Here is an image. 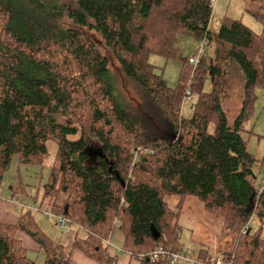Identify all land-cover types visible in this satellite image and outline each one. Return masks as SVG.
Masks as SVG:
<instances>
[{"label": "trees", "instance_id": "obj_1", "mask_svg": "<svg viewBox=\"0 0 264 264\" xmlns=\"http://www.w3.org/2000/svg\"><path fill=\"white\" fill-rule=\"evenodd\" d=\"M211 13V0H0V181L13 158L42 166L54 144L41 204L85 232L72 250L96 264H120L105 243L115 230L126 264H169L138 256L183 250L178 220L189 197L233 238L222 264H264V240L249 228L253 215L264 218V188L254 189L259 160L244 136L264 90V11L250 13L260 34L228 17L211 32ZM178 36L212 53L206 66L183 64L170 88L149 56L174 60ZM112 64L136 89L130 100ZM186 90L196 98L188 118ZM225 98L239 103L231 123ZM97 149L104 157L92 155ZM19 234L44 253L43 264H75L30 210L0 222V264H36ZM209 253L200 248L196 261L207 263Z\"/></svg>", "mask_w": 264, "mask_h": 264}, {"label": "rangeland", "instance_id": "obj_2", "mask_svg": "<svg viewBox=\"0 0 264 264\" xmlns=\"http://www.w3.org/2000/svg\"><path fill=\"white\" fill-rule=\"evenodd\" d=\"M263 7V8H262ZM262 8V9H261ZM256 10L264 11V0H216L212 8L211 18L208 24V30L216 32L226 17L240 20L248 26L255 34L261 33V24L250 15ZM96 40V39H95ZM98 43V42H97ZM100 44V51L103 55L110 57V53ZM177 50L176 58L172 61H165L162 57L156 55L149 56V62L156 68L155 72L161 74L170 88H174L178 82L179 72L183 64H187V59L195 57L199 48H203L204 55L200 58L199 66H206L208 57L212 53V47L198 42L192 37L178 36L175 40ZM188 65V64H187ZM112 70L117 77L116 82L119 90L125 100H130L135 96L136 89L127 81H123L116 67L112 64ZM204 90H209V81L207 80ZM233 98V97H232ZM195 96L190 99H183L181 104V115L188 118L192 112V105L195 102ZM223 107L227 115V120L231 123L236 116L239 108L238 99L225 98ZM247 150L257 160L258 167L254 169V189L261 192L264 188V90L256 91V99L253 104L251 113L245 124ZM78 138V135L72 139ZM55 156V146L52 143L48 145V156L42 166L35 165H19L17 159L13 158L7 170L3 174L0 181V202H8L11 198H15L19 206L15 209L6 210L19 216L30 210L42 231L52 240L62 242L65 248H69L73 238L77 235L79 238L85 237V232L77 230L74 225H68L70 231L66 236V231L59 229L55 225L53 217H44L41 211L42 190L47 180L49 170L53 164ZM176 198H170L168 203L173 209L176 204ZM26 206H24V205ZM35 209V210H33ZM180 226L179 242L183 249L191 252V259H195L196 253L200 248H208L209 255L218 258V262L222 264V258L219 256L221 252L229 250L232 241L228 237L221 236L222 219L206 212L203 204L193 197H189L180 211L178 220ZM249 228L251 233L258 231L260 237L264 240V218L260 221L257 216L253 215L249 220ZM22 244L28 249L27 255L36 264H43L44 253L41 250H33L29 248L32 241L27 237H21ZM28 241V242H26ZM110 245L115 249L114 255H117L122 264H126L125 256L122 254L123 235L119 230H115L110 238ZM74 257V262H75ZM76 264V262H75ZM130 264H136L134 260ZM176 264H192L191 262L178 261Z\"/></svg>", "mask_w": 264, "mask_h": 264}, {"label": "built area", "instance_id": "obj_3", "mask_svg": "<svg viewBox=\"0 0 264 264\" xmlns=\"http://www.w3.org/2000/svg\"><path fill=\"white\" fill-rule=\"evenodd\" d=\"M215 2L216 0H211V8H213V5L215 4ZM202 55H204V50L203 48H199L195 57H190L187 59V64L193 67L199 66L200 58ZM190 96H192V92L189 90H186L185 96L183 99L189 100ZM10 202L15 206L17 205L19 206V203L15 198H11ZM36 211H41L44 217H53L55 219L56 226L59 229L66 231V233L70 232L67 229V226L69 225L68 220L62 214L54 213L52 209L48 206H42L41 210H36ZM105 243L108 246L109 251L111 253H114L115 249L111 247L110 241L105 242ZM190 256H191V252L188 249H183L182 251L177 252V253H170V252L164 251L161 247H158L155 250L149 252L148 254L139 255L138 259L153 261L158 258H161L162 260H167L169 264H176L180 260L184 262H191L192 264H219L218 258L212 255H209V259L207 263L196 261V259L192 260Z\"/></svg>", "mask_w": 264, "mask_h": 264}, {"label": "crops", "instance_id": "obj_4", "mask_svg": "<svg viewBox=\"0 0 264 264\" xmlns=\"http://www.w3.org/2000/svg\"><path fill=\"white\" fill-rule=\"evenodd\" d=\"M11 209L14 210L15 207H14V205L10 201H9V203L8 202H0V222L10 223V224L16 223V221L18 220V217L15 214H12L11 212L6 211V210L12 211ZM22 236L24 238L26 237V236H24L22 234H19V238L20 239H21ZM228 238L233 243V238L232 237H228ZM26 242H28V241H26ZM62 243H63V241H62ZM231 246H232V244H231ZM29 248H31L33 250H36L37 249V247L34 244L33 245H30ZM65 250L67 252L71 253V257H72L73 260H74V257H75L76 264H96L95 262H93V261L85 258L82 254L78 253L77 251L72 250V243H71L70 247L69 248H65ZM229 251H230V249L229 250H226L225 253H227ZM121 261L122 260H120V264H122Z\"/></svg>", "mask_w": 264, "mask_h": 264}, {"label": "water", "instance_id": "obj_5", "mask_svg": "<svg viewBox=\"0 0 264 264\" xmlns=\"http://www.w3.org/2000/svg\"><path fill=\"white\" fill-rule=\"evenodd\" d=\"M92 155H93L94 157H100V158H101V157H104L100 149H97V150L92 151ZM248 233H249V230L247 231V234H248Z\"/></svg>", "mask_w": 264, "mask_h": 264}]
</instances>
